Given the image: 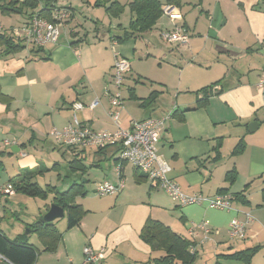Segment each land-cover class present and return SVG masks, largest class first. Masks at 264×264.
I'll return each mask as SVG.
<instances>
[{
	"label": "crops",
	"instance_id": "1",
	"mask_svg": "<svg viewBox=\"0 0 264 264\" xmlns=\"http://www.w3.org/2000/svg\"><path fill=\"white\" fill-rule=\"evenodd\" d=\"M70 1L62 3L56 0V6L69 10L62 31L59 29L57 43L46 45L39 53H33L30 46H25L9 54L3 53L0 44V88L8 97L7 103L0 101V121L8 119L4 123L10 124L6 132L13 135L8 145L17 147L18 151L25 146V140H28V145L41 141L40 148L49 149L50 144L55 146L48 132L72 123L74 116L91 129L116 128L108 115L110 103L107 95L112 90L110 75L115 56L130 61L129 69L135 71L131 68L135 63L136 39L146 32L122 43L114 38L116 43L112 36L107 37L105 34L115 28L114 23L110 21L108 29L103 25L98 27L96 20L92 24H84L77 19L76 8ZM117 1L124 5V12L127 5ZM82 2L85 5L78 8L86 6L82 12L84 17L93 19L95 11L92 8L101 6L105 11L103 19L105 14L119 17L111 15L104 5H100L99 0ZM179 2L182 4L187 1ZM195 2V8L199 10V15L194 19L197 24L188 22L190 14L187 13L189 10H184L185 7L163 3L162 8L170 6V14L165 15L162 11L159 18H166V26L159 19L153 26L156 28L160 24V37L162 30L172 29L175 25L185 27L190 35L187 44L166 47L172 53L160 55L162 60L157 62L158 68L162 70L157 81L171 92V99L161 95L162 88L151 90L145 97L138 96L134 88H129L128 98L137 101L128 105L124 100L119 125L127 128L135 120L170 114L157 145L160 158L170 168L167 176L186 194L212 196L224 188L234 197L235 193L241 192L243 200L233 198L230 210L211 209L205 204L179 206L165 192L154 187L144 173L135 171L128 163L122 164L120 178L123 188L114 195L97 199L95 204L88 207L80 203L86 209L80 223L60 231L61 238L54 251L62 250L63 256L57 258L55 264H84L82 249L86 245L103 249L99 264H148L152 258L163 254L162 249H151L140 238V230L149 218L160 220L187 238L189 227L200 232L198 223L206 221L209 228L214 230L208 244L218 249L224 242L222 230H226L230 219H243V212H250L254 219L247 224L243 246L229 243L225 245V250H216L214 256L210 254V249L204 248L206 246H197L202 258L210 263L213 257L218 261L216 255L219 253L253 246L260 249L261 244L264 245V217L260 215L264 211V190L261 201L254 203L256 208H253L249 185L245 187L249 183L239 191L232 189L242 171L245 181L255 179L259 171L262 176L264 171V87L258 86L264 67V58L259 52L260 42L264 39V0ZM25 21L24 17L16 26ZM127 28L128 25L123 32ZM211 31L214 36L210 35ZM205 32L211 39L203 43ZM196 33L198 36H195ZM108 43H111L110 49ZM176 50L185 53L186 58L171 56ZM192 57L194 61H191ZM215 82L213 91L216 89L219 92L210 96L204 105L193 109L196 100L202 97L200 89ZM153 91L159 92L158 97L144 103ZM121 94L124 98L123 87ZM94 102L95 106L90 108ZM75 104L81 107L74 108ZM252 122H256L257 127L250 132L248 127ZM218 140H221V156L213 161L211 147ZM239 141L243 142L242 150L233 152ZM84 150L85 161H92L89 169L94 167L97 172L101 171L100 175H96L97 181L116 183L119 179L115 171L116 147L108 145ZM21 155L26 159L29 157L24 152ZM34 163L28 162L29 165ZM233 168L237 175L229 184L224 177ZM85 195L77 198L82 197L84 200Z\"/></svg>",
	"mask_w": 264,
	"mask_h": 264
},
{
	"label": "rangeland",
	"instance_id": "2",
	"mask_svg": "<svg viewBox=\"0 0 264 264\" xmlns=\"http://www.w3.org/2000/svg\"><path fill=\"white\" fill-rule=\"evenodd\" d=\"M63 2H67V0H59ZM93 2V0H90ZM121 3L127 5V0H119ZM161 3L166 4V0H160ZM187 2H182L180 7H185L189 10L187 13L190 14V17L187 18L188 22H191L190 24H197V20L194 21L195 16L199 15V10L195 8V0H184ZM71 4L76 8V15L77 19L83 22L84 24H92L93 21H98V27H101L102 25L105 26L106 29L109 28L108 23L111 21L114 23L115 28L111 29L110 32L105 33L106 36H112L113 39L116 36L121 35L123 32V29L127 27L129 23L130 18V11L128 6H126L124 12H122L119 17L113 18L105 14V18L103 19V13L104 7H95L92 8L95 11V14L92 15L93 19L89 16V18L84 17L82 12L85 10L86 6L83 7V9L78 8L80 5H85V2H82V0H71ZM193 10V12H191ZM89 11V10H88ZM90 12V11H89ZM198 12V13H197ZM192 17V18H191ZM98 18V19H97ZM113 18V19H112ZM24 19L23 14H1L0 13V26L3 27V29H8L9 26H16L18 22H21ZM166 18L161 17L159 19V22H162L164 26ZM168 25V24H167ZM192 26V25H191ZM62 27L60 26L59 29L62 31ZM160 28V24L157 25V27H153L148 32L144 33L141 38L136 39L137 45L135 49V63L132 64V70L130 69L124 74V83H123V89H124V98L123 101L127 102L128 105H133L134 101L137 100H130L128 98V89L134 88L136 91V94L141 97H145L151 90L153 89H159L162 88L161 95L165 98L171 99V92H169L168 89L165 88V86L161 85L159 83L158 78H160V73L162 74V70L158 68V61L160 62L161 56L160 55H167L172 53L171 49H168L166 47L171 46V44H168L163 38L160 37L158 31ZM165 31V30H162ZM205 38L203 39L206 41V39H211L208 37L207 33H203ZM197 33L195 34V36ZM198 36V35H197ZM115 40V39H114ZM116 42V40H115ZM117 43V42H116ZM122 43V42H121ZM111 43L107 44V47L110 49ZM174 46V45H172ZM117 48V45H116ZM130 48H133L130 46ZM193 48V46H192ZM168 49V50H167ZM166 50V52H164ZM170 51V52H169ZM171 56H178L182 59H185L186 54H181L180 51L176 50L174 52V55ZM168 58V57H167ZM160 59V60H159ZM194 57H192L191 61H194ZM133 62V61H131ZM130 63V61H129ZM131 65V64H130ZM136 68V69H135ZM139 73V74H138ZM150 89V90H149ZM122 96V95H121ZM162 96L160 100L162 99ZM126 104V103H125ZM79 117V113H77ZM4 117V116H3ZM8 117V116H7ZM8 119L0 121V184L6 182L10 177L16 175L18 172H20V168L22 166L29 167L30 166H36V165H43L45 167L51 168L53 164H57L55 168H51L50 171L44 172L43 176H36L32 181H35L38 183V185L46 190L45 196H31L27 195L23 192L17 191L9 198L5 199L2 198L0 200V229L1 231L11 240H15L18 242H26L28 244H32L38 251L37 258L35 261V264H44L46 262H56L57 258H60L63 256L62 250H57L54 252H48L45 250L46 244L52 239L53 237V227L56 228V230L63 231L66 229L67 225V211H64V215L60 218L55 219L51 222L52 226L49 227H42V228H32L35 224L41 221L45 213L48 211L50 205L52 204V197L53 192L48 188L49 186L53 187L55 186L56 189L63 191L65 190L68 185L73 180H78L79 173L71 172L68 169V161L72 159V153L70 150L65 149L64 147H60L58 144L54 143L55 146L47 148H40V145L42 144L41 141H35L34 144L28 145V140H25V146L22 150L18 152H11V145H3L2 142L8 141L10 143V140L12 139V134L7 133L6 129L10 124H4ZM27 142V143H26ZM39 144V145H38ZM34 145H38L39 147H33ZM32 146V147H31ZM32 149L33 153H30V149ZM21 152L27 153L29 157L23 158L21 155ZM34 161L35 163L33 165H29L28 162ZM26 162V165H23ZM86 165H89L92 163L91 160L84 161ZM104 165V161L101 163ZM130 164V163H128ZM33 166V167H34ZM132 165L130 164V167ZM96 168H90L88 171L86 170L85 174L82 176L79 181L82 182L83 179L86 180V182H83L85 189H86V195L84 197V200L82 197H76L75 203H81L85 204L86 207L95 204L97 199L106 197L107 195L100 196L95 192L96 184L98 183V176L97 173L100 175L101 171H96ZM96 173V174H95ZM245 173L242 171L240 175L237 177L236 181L233 184L232 189L235 191L241 190L246 183H249V192L251 193V199L252 203L256 204L261 201L262 191L264 190V175L260 176L262 172L260 171L257 174V177H254L255 179H252V181H245ZM81 177V176H80ZM97 177V178H96ZM261 177V179H259ZM48 187H47V186ZM169 197V196H168ZM170 198V197H169ZM252 205L253 208H256V205ZM260 215L264 217V211L260 212ZM253 216V215H252ZM262 225H260L261 227ZM227 230V228L225 227ZM29 232H26L28 231ZM226 230H222L223 236H224V242L222 245L219 246L218 249H215L214 247L211 248L210 244L206 242L207 245L203 244L204 248L210 249V254H213L216 250H225L227 244L232 243L234 246H243L244 239L243 240H232L228 237ZM211 238V237H210ZM246 240V239H245ZM261 241V239H258ZM247 242V241H245ZM246 244H249L246 243ZM200 252V251H199ZM198 252V256L196 257V261L194 264H209L210 262L205 261L202 258V255ZM201 252L207 253L206 250ZM163 253V251L161 252ZM212 262L215 261L214 257L212 259ZM218 264H246L242 260L238 259H230L225 257H218ZM250 264H264V245L261 244V248L254 252L252 256V260Z\"/></svg>",
	"mask_w": 264,
	"mask_h": 264
},
{
	"label": "built area",
	"instance_id": "3",
	"mask_svg": "<svg viewBox=\"0 0 264 264\" xmlns=\"http://www.w3.org/2000/svg\"><path fill=\"white\" fill-rule=\"evenodd\" d=\"M163 14H170V6L162 8ZM54 21L38 16H33L30 20L23 22L19 26L10 27L4 30L0 26V33L8 31L16 38L23 41L26 46L45 47L48 44L57 43L59 27L62 26L69 17V10L66 7H55L50 13ZM161 37L171 45H185L189 42L190 35L183 26H174L172 29L162 32ZM259 52L264 58V39L259 45ZM129 69V61L125 58L115 56L112 66L110 82L112 90L107 92L110 109L108 115L116 125L115 129L95 130L80 123L74 116L73 122L61 129L53 128L48 132L56 144L63 147H74L86 149L88 147L113 146L117 149V163L115 171L119 175L116 183L107 180L96 184L95 192L100 195H114L123 188V180L120 178L123 162L130 163L135 169L146 175V179L157 189L165 192L170 199L179 206L205 204L211 209L230 210L232 208L233 196L227 192H218L212 196L200 194H186L181 191L179 185L167 176L169 166L158 154V142L166 120L170 114L160 117H148L141 120L132 121L130 126L123 128L119 125L120 110L123 108V98L121 94L124 74ZM259 87H264V67L258 81ZM216 88V87H215ZM216 90V89H214ZM213 91V88H212ZM96 102L90 105L94 107ZM80 104H75L74 108H80ZM6 145L8 141L4 142ZM14 194L11 183L0 186L2 198H8ZM250 212H243V219L233 217L227 227V235L232 240H243L246 238L247 224L253 221ZM200 232H196L192 227L188 228V236L194 241L190 246V251L194 252L197 246L206 244L214 230L209 228L206 221L198 223ZM84 264H99L103 257V249H93L86 245L82 249Z\"/></svg>",
	"mask_w": 264,
	"mask_h": 264
},
{
	"label": "trees",
	"instance_id": "4",
	"mask_svg": "<svg viewBox=\"0 0 264 264\" xmlns=\"http://www.w3.org/2000/svg\"><path fill=\"white\" fill-rule=\"evenodd\" d=\"M166 1L167 3H174L176 6L181 5L179 0ZM99 3L100 5H104L106 10L111 12V15L113 14L114 16H119L124 9V5H121L117 0H99ZM106 4H108V6H106ZM127 6L130 11L129 24L128 28L121 36L115 37L118 43L130 38L136 39L140 37L142 33L151 30L161 16L163 3H161L160 0H130L127 3ZM55 7H58L56 6V0H0L1 14H23L26 21L30 20L33 16L54 21L51 18L50 13ZM0 44L3 47V53L5 54L13 53L26 46L22 40L16 38L8 31L0 33ZM71 45H73V43H71ZM30 48L33 53H39L43 50V47L31 46ZM217 82L200 89L202 97L196 100L193 109L204 105L210 96L219 92L218 90L212 91V87L216 85ZM158 94L159 92L157 91L151 92V94L145 99L144 103L151 102L152 100L154 101L158 97ZM7 99L8 97L0 88V101L7 103ZM180 114H182V112ZM220 146L221 140H218L211 147V151L214 153L212 156L213 161L219 159L221 156ZM60 147L63 146L60 145ZM104 147L106 146L97 148L100 149ZM64 148L70 150L72 153L73 157L68 161L67 165L71 172L79 173L78 180H73L63 191L56 189L55 186H46L53 192L52 203L63 207L64 211H67L66 229H70L77 226L86 213V209L80 203H75V198L86 194L84 184L79 181V179H81L86 170L89 169V165H86L84 162V149L80 150L69 146ZM242 148L243 142L239 141L235 145L233 152H239ZM123 164H125V162H123ZM55 166H57V164L54 163L52 167L55 168ZM51 168L43 165H36L30 168L23 167L20 169V172L10 177L7 180V183H11L14 188V193L20 191L31 196H45L46 190L41 188L37 182L32 181V179L38 175L43 176L44 172L50 171ZM135 171L138 170L136 169ZM135 174L137 175L136 172ZM236 175V170L233 168L225 173L224 179L231 184L235 180ZM248 185L249 184L245 187ZM218 192L227 191L226 189L221 188ZM233 198L243 200V194L241 192L235 193V197L233 196ZM1 199L2 197L0 195V200ZM49 226H52L51 222H45L42 218L41 221L32 226V228H47ZM139 235L143 241L151 246V249H162L163 251L162 255L152 258L148 264H175L176 262H179L180 264H194L196 261L198 253L197 249L194 252L190 251V246L195 244L194 241L189 237L187 238L176 233L160 220L151 218L147 219L143 224ZM60 238L61 232H58L56 228L53 227V237L46 244L45 250L54 251ZM258 248V246H253L243 249H235L231 252L219 253L216 257L217 259L218 257L238 259L244 261L246 264H250L252 256ZM37 254L38 251L32 244L11 240L0 229V264H35ZM218 263V261H215L210 264Z\"/></svg>",
	"mask_w": 264,
	"mask_h": 264
},
{
	"label": "water",
	"instance_id": "5",
	"mask_svg": "<svg viewBox=\"0 0 264 264\" xmlns=\"http://www.w3.org/2000/svg\"><path fill=\"white\" fill-rule=\"evenodd\" d=\"M210 35L211 36H214L213 31L210 32ZM256 127H257V123L256 122H252V123H250V125L248 127V130L250 132H253L256 129ZM11 151L16 152V151H18V148L15 147V146H13V147H11ZM83 182H86V180L83 179L82 180V183ZM63 215H64V208L61 207V206H59V205H57V204L52 203L50 205L48 211L43 216V220L45 222H52L55 219L62 217ZM26 232H29V230L26 231Z\"/></svg>",
	"mask_w": 264,
	"mask_h": 264
}]
</instances>
